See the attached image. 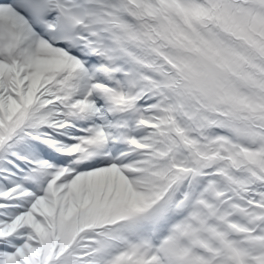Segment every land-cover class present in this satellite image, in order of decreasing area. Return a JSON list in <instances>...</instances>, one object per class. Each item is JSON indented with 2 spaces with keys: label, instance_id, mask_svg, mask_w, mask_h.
<instances>
[{
  "label": "snow or ice",
  "instance_id": "obj_1",
  "mask_svg": "<svg viewBox=\"0 0 264 264\" xmlns=\"http://www.w3.org/2000/svg\"><path fill=\"white\" fill-rule=\"evenodd\" d=\"M0 264H264V0H0Z\"/></svg>",
  "mask_w": 264,
  "mask_h": 264
}]
</instances>
